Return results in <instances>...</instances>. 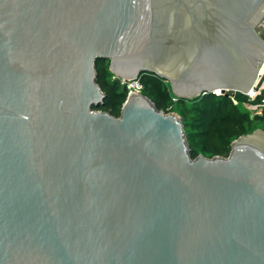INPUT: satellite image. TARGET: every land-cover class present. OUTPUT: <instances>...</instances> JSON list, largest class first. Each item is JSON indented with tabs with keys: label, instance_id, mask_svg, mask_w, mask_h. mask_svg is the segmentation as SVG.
<instances>
[{
	"label": "water",
	"instance_id": "obj_1",
	"mask_svg": "<svg viewBox=\"0 0 264 264\" xmlns=\"http://www.w3.org/2000/svg\"><path fill=\"white\" fill-rule=\"evenodd\" d=\"M264 0H0V264H264V130L192 157L182 117L96 61L183 97L245 93ZM260 21V22H259Z\"/></svg>",
	"mask_w": 264,
	"mask_h": 264
},
{
	"label": "trees",
	"instance_id": "obj_2",
	"mask_svg": "<svg viewBox=\"0 0 264 264\" xmlns=\"http://www.w3.org/2000/svg\"><path fill=\"white\" fill-rule=\"evenodd\" d=\"M98 60L100 61L101 59ZM111 73L109 68L104 69V66L99 67L97 70V82L101 86V89L106 92L103 105L115 101L116 97H121L123 103L126 98L125 95L116 92L115 83L118 84V86L120 83L117 79H111ZM107 76H109V79H107ZM141 77L144 78V80L142 78V83L149 82L151 84L150 93L153 97L151 98L152 101L156 104L157 108L163 109L169 98L162 87V81L165 79L152 72H143L140 74V78ZM216 95L217 94L212 92L205 93L203 95L204 104L202 105V109L208 119L206 127L208 128L207 132L209 133L208 138L210 141L208 144L212 147V155L219 154L226 156L230 151L231 141L237 136L247 132L246 123L250 120L248 112L241 110L234 104L229 97L230 94L220 93L219 95L221 96ZM181 117L184 119L183 114ZM256 117L264 120V107L260 113H257ZM183 126L185 129L187 126L186 121H183ZM186 135L190 144L196 134L186 131Z\"/></svg>",
	"mask_w": 264,
	"mask_h": 264
},
{
	"label": "rangeland",
	"instance_id": "obj_3",
	"mask_svg": "<svg viewBox=\"0 0 264 264\" xmlns=\"http://www.w3.org/2000/svg\"><path fill=\"white\" fill-rule=\"evenodd\" d=\"M264 19V15L261 20ZM259 21V22H260ZM264 24V23H263ZM264 27V25H263ZM104 66V69L108 68V61L106 59L97 60L96 69ZM143 77H141L142 80ZM109 79V76H107ZM144 80V78H143ZM111 81V80H109ZM162 87L166 92L168 100L167 104L163 108L164 111H174L180 116L183 114L184 119L182 121H186L187 126L185 127L186 131H190L195 133V137L191 141L189 145L190 153L192 157L198 155L199 153L204 154L205 156H212L211 146L209 141V133L207 132L208 128L206 127V122L208 119L202 109V105L204 104L203 95L193 96V97H183L179 96L174 90L171 83L168 80L162 81ZM116 92L121 95H127V90L121 84L115 83ZM151 84L149 82H143V93L148 95L150 98H153L151 95ZM253 92V91H252ZM242 93L240 91H235L233 94L230 93V99L234 104H236L241 110L247 111L249 115V122L246 123V133H250L255 129L264 130V120L257 118V113L262 111L264 106L258 107L260 102V95L253 93ZM216 96H221L218 93ZM122 98L116 97L115 101H111L108 104L95 106V108L100 110H106L113 115H119ZM185 131V132H186ZM208 133V134H207Z\"/></svg>",
	"mask_w": 264,
	"mask_h": 264
},
{
	"label": "built area",
	"instance_id": "obj_4",
	"mask_svg": "<svg viewBox=\"0 0 264 264\" xmlns=\"http://www.w3.org/2000/svg\"><path fill=\"white\" fill-rule=\"evenodd\" d=\"M264 59V58H263ZM262 64V62H261ZM260 64V65H261ZM260 68V66H259ZM111 79H117L119 83L125 87L127 92L132 91H143V83L140 78V75L133 79H126L122 80V78L116 76L115 74L111 73L110 75ZM253 94L260 95V102L258 107L264 106V68L260 71H258L255 81L252 85Z\"/></svg>",
	"mask_w": 264,
	"mask_h": 264
},
{
	"label": "bare ground",
	"instance_id": "obj_5",
	"mask_svg": "<svg viewBox=\"0 0 264 264\" xmlns=\"http://www.w3.org/2000/svg\"><path fill=\"white\" fill-rule=\"evenodd\" d=\"M263 68H264V59L262 60V64L260 65L259 70L261 71ZM255 79H256V78H255ZM255 79H254V81H255ZM254 81H253V82H254ZM253 82H252V84L250 85V87L248 88V90L245 91V93H251V92L253 91V89H252Z\"/></svg>",
	"mask_w": 264,
	"mask_h": 264
}]
</instances>
